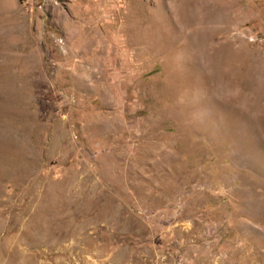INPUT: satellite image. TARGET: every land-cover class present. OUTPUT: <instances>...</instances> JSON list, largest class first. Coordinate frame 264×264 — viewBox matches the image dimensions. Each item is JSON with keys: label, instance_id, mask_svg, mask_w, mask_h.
I'll list each match as a JSON object with an SVG mask.
<instances>
[{"label": "rangeland", "instance_id": "obj_1", "mask_svg": "<svg viewBox=\"0 0 264 264\" xmlns=\"http://www.w3.org/2000/svg\"><path fill=\"white\" fill-rule=\"evenodd\" d=\"M0 264H264V0H0Z\"/></svg>", "mask_w": 264, "mask_h": 264}, {"label": "bare ground", "instance_id": "obj_2", "mask_svg": "<svg viewBox=\"0 0 264 264\" xmlns=\"http://www.w3.org/2000/svg\"><path fill=\"white\" fill-rule=\"evenodd\" d=\"M209 19V18H208Z\"/></svg>", "mask_w": 264, "mask_h": 264}]
</instances>
